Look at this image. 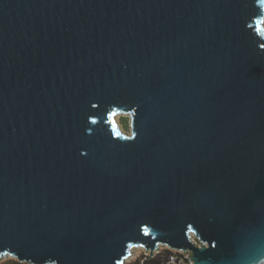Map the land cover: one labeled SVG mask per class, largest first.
<instances>
[{
    "label": "water",
    "instance_id": "95a60500",
    "mask_svg": "<svg viewBox=\"0 0 264 264\" xmlns=\"http://www.w3.org/2000/svg\"><path fill=\"white\" fill-rule=\"evenodd\" d=\"M262 17L260 0H0V260L167 245L264 264Z\"/></svg>",
    "mask_w": 264,
    "mask_h": 264
},
{
    "label": "rangeland",
    "instance_id": "374dc122",
    "mask_svg": "<svg viewBox=\"0 0 264 264\" xmlns=\"http://www.w3.org/2000/svg\"><path fill=\"white\" fill-rule=\"evenodd\" d=\"M119 128L121 130V132H123L124 134H130L131 133V117L128 114H123V113H119L116 114L115 117ZM159 251H154L153 255L151 257H155L157 255L160 254H164L166 253V251L169 250V246L164 245L162 247V245H159ZM146 248L144 247H134L132 249L131 256L127 257L124 261L123 264H143V261H145L146 257H150V251L148 250L146 253ZM17 260L16 258H12L11 256H7V258H2L0 260V264H5L7 262H11V261H15ZM18 261V260H17ZM25 263V262H24Z\"/></svg>",
    "mask_w": 264,
    "mask_h": 264
},
{
    "label": "built area",
    "instance_id": "2783aa9c",
    "mask_svg": "<svg viewBox=\"0 0 264 264\" xmlns=\"http://www.w3.org/2000/svg\"><path fill=\"white\" fill-rule=\"evenodd\" d=\"M165 262L166 264H193L189 252L171 248L166 251Z\"/></svg>",
    "mask_w": 264,
    "mask_h": 264
},
{
    "label": "trees",
    "instance_id": "16d2710c",
    "mask_svg": "<svg viewBox=\"0 0 264 264\" xmlns=\"http://www.w3.org/2000/svg\"><path fill=\"white\" fill-rule=\"evenodd\" d=\"M5 264H29V263H24V262L15 260V261L7 262ZM143 264H166L165 255L160 254L155 257H146L145 261H143Z\"/></svg>",
    "mask_w": 264,
    "mask_h": 264
},
{
    "label": "snow or ice",
    "instance_id": "6c2138e0",
    "mask_svg": "<svg viewBox=\"0 0 264 264\" xmlns=\"http://www.w3.org/2000/svg\"><path fill=\"white\" fill-rule=\"evenodd\" d=\"M260 3L264 4V0H260ZM256 30H257L258 34H264V17H262L260 20L257 21V29ZM92 123H95V121H92ZM116 135L119 136V133H116ZM143 231L145 234H148L149 230L147 228H145V229H143ZM129 247L130 248L131 247H143V245H130ZM121 264H122V262H121Z\"/></svg>",
    "mask_w": 264,
    "mask_h": 264
}]
</instances>
